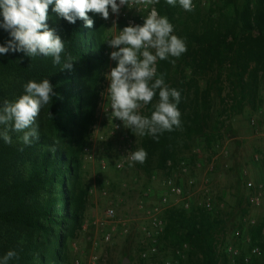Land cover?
<instances>
[{"label":"trees","instance_id":"obj_1","mask_svg":"<svg viewBox=\"0 0 264 264\" xmlns=\"http://www.w3.org/2000/svg\"><path fill=\"white\" fill-rule=\"evenodd\" d=\"M221 1L215 20L209 19L211 10L209 14L187 12L178 4L168 5L166 0L155 4L157 13L168 18L174 26L173 34L185 41L187 50L178 59L169 57L156 63V76L163 74L165 83L181 94V126L165 131L158 140L142 136L139 149L147 152L143 164L152 162L156 169H163L173 159L177 139L197 134L205 126L202 110L207 108L210 85L198 91L192 78L170 77L172 68L185 66L196 78L209 73L218 95L224 81L230 86L229 99L237 110L243 103L255 107L259 79L264 77V0ZM52 7L46 23L64 42L62 62L71 55V70H61L52 57L31 58L23 52L0 54V87L5 82L25 85L30 80L48 79L58 94L44 106L41 122L33 125L37 137L30 145L22 143V132L11 136V144L0 139V229L4 230L0 257L10 250L17 253L9 264H65L64 239L79 225L84 206L85 191L80 190L77 179V154L91 122L94 93L89 82L83 83L82 74L105 66V46L95 23L92 28L79 19L70 24ZM88 16L93 20L91 13ZM10 39L9 32L0 28V46ZM154 99L159 100L158 90ZM60 137L67 138L68 144L60 145ZM165 213L164 234L192 247L188 256L193 264H218L213 244L215 221L179 209ZM251 235L252 244L263 256L257 264H264L261 227ZM236 264L244 263L239 259Z\"/></svg>","mask_w":264,"mask_h":264},{"label":"rangeland","instance_id":"obj_2","mask_svg":"<svg viewBox=\"0 0 264 264\" xmlns=\"http://www.w3.org/2000/svg\"><path fill=\"white\" fill-rule=\"evenodd\" d=\"M192 2L195 10L202 14L211 10L209 19H217L221 0H205L203 6L196 4V0ZM152 6L155 9V4ZM91 15L105 46L106 64L99 70L82 74L83 83L89 82L88 86H93L94 98L91 122L77 154V179L80 190L85 191L84 206L79 225L64 239L65 264H193V258L188 256L192 247L164 234L165 212L170 209L201 214L215 221L213 244L218 264H236L239 259L244 264L260 263L263 256L258 246L252 244L251 234L260 226L264 236V209L248 203L250 191L245 184L261 185L264 200V119H258L255 126L248 121L255 109L264 111V77L259 79L255 107L243 103L237 110L229 99L232 95L225 81L218 95L209 73L196 78L184 65L183 69L182 66L172 68L170 77L175 80L181 76L192 78L198 91L210 85L207 108L202 110L205 126L197 134L177 139L173 159L163 169H156L152 162L133 163L126 153L131 155L139 149L142 136L111 115L108 74L116 63L110 59V53L118 49L110 48L107 42L127 26H142L148 14L121 6L118 15L110 11L108 20L99 14ZM11 82L1 84L0 105L4 100L12 102L24 94V85ZM157 102L153 98L150 104L139 108L138 113L150 118ZM43 110L44 107L35 123L41 122ZM10 135H17V132H10ZM58 143L65 146L68 139L60 137ZM75 145L72 143L73 148ZM117 160L123 161L120 168L115 167ZM210 160L213 169L206 171ZM180 161L186 164L185 172L176 167ZM101 163L104 165L102 170ZM166 178H171L182 188L190 204L187 210H163L161 229L155 233L145 209L150 206L162 209L159 197L163 191L162 181ZM189 179L193 181L190 186L187 184ZM204 191L212 199L210 211L201 207ZM141 197L144 206L139 207L137 201ZM107 208L113 210L110 218L104 215ZM247 220L253 223H246ZM105 234L109 235L108 240H104ZM0 235H4V230L0 229ZM227 247L235 253L227 252ZM251 247L258 249L257 254H249Z\"/></svg>","mask_w":264,"mask_h":264},{"label":"clouds","instance_id":"obj_3","mask_svg":"<svg viewBox=\"0 0 264 264\" xmlns=\"http://www.w3.org/2000/svg\"><path fill=\"white\" fill-rule=\"evenodd\" d=\"M158 2L159 0H119V3L117 0H0V16L3 18L0 28L8 31L11 37L5 46H0V54L23 52L31 58L52 57L53 64L61 65V70H71V55L62 62L64 42L46 23L49 6H53L52 11L68 23L75 24L79 19L84 21L85 27L92 28L94 21L89 18L88 13L99 14L101 18L108 20L110 11L111 14L118 15L121 6L129 8L142 4L147 7ZM166 3L173 7L178 3L187 12L195 10L192 0H166ZM173 33L174 26L168 18L160 16L153 8L142 26H127L107 42L110 48L118 49L110 53V59L116 63L108 74L111 115L137 135H149L154 140H158L159 135L165 131L170 132L181 126V113L178 109L181 94L165 83L163 74L156 76L158 60H169V57L178 59L187 50L185 41ZM157 90L159 100L150 118L140 115L137 110L150 104L157 95ZM57 96L48 79L28 81L24 85L23 95L12 102L4 100L0 105V126H3L0 128V139L11 144L10 132H22V143L30 145L32 139L37 137V130L33 127L36 118L42 108ZM49 115L52 116L50 113ZM19 150L23 151V148ZM146 158L147 152L140 148L131 153L130 161L143 164ZM16 257L17 253L10 250L0 257V264H9Z\"/></svg>","mask_w":264,"mask_h":264},{"label":"built area","instance_id":"obj_4","mask_svg":"<svg viewBox=\"0 0 264 264\" xmlns=\"http://www.w3.org/2000/svg\"><path fill=\"white\" fill-rule=\"evenodd\" d=\"M200 4L201 6L205 5L206 2L205 0H196V4ZM126 10H130V11H135V12H146V14H150V12L153 10V6L152 5H148L147 7H145L142 4H138V5H134L132 7H127L126 6ZM122 17H124V14H121ZM264 119V111L262 109H255L253 115L249 118V124L251 126H255L256 122L258 119ZM126 157L128 160H130V154L126 153ZM122 160H117L115 167L116 168H120L122 166ZM177 169L178 171L181 172H185L186 171V164L182 161L178 162L177 164ZM100 168L101 170L104 168L103 163L100 164ZM213 169V163L212 160L209 161V163L206 165V171H211ZM193 181L192 179H189L187 181V184L190 186L192 185ZM162 186H163V191L159 197L160 203L162 205V209H159L156 206H150L147 209H145V214L147 216V219L152 227V229L155 231V233L157 231H159L161 229L162 223H161V212L165 209H169V208H180L182 210H187L189 208V199L188 196L184 194L182 188L177 185L174 180H172L171 178H166L165 180L162 181ZM246 188L249 189L250 193L248 195L247 201L248 203L253 206V207H259V208H263L264 209V200L262 198V186H255L253 183L251 182H247L245 184ZM137 205L139 207L144 206L143 203V197H141L138 201H137ZM201 207L202 209H204L205 211H210L212 208V199L210 194L207 191L203 192L202 195V201H201ZM105 217L110 218L113 215V210L111 208H107L105 210L104 213ZM246 223L252 224L253 221L252 220H247ZM109 235L105 234L104 235V240H108ZM154 249L151 248V251H153ZM227 252H231V253H235V251H233L231 249V247H227L226 248ZM258 249L256 247H251L249 249V254L250 255H255L257 254ZM142 256H144V254H142ZM246 260V259H245Z\"/></svg>","mask_w":264,"mask_h":264}]
</instances>
